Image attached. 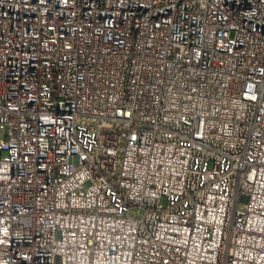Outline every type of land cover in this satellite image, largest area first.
<instances>
[{
    "label": "built area",
    "instance_id": "2783aa9c",
    "mask_svg": "<svg viewBox=\"0 0 264 264\" xmlns=\"http://www.w3.org/2000/svg\"><path fill=\"white\" fill-rule=\"evenodd\" d=\"M0 264H264V0H0Z\"/></svg>",
    "mask_w": 264,
    "mask_h": 264
}]
</instances>
